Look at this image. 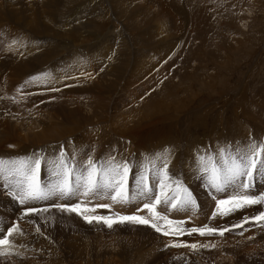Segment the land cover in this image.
I'll return each mask as SVG.
<instances>
[{
	"label": "rangeland",
	"instance_id": "374dc122",
	"mask_svg": "<svg viewBox=\"0 0 264 264\" xmlns=\"http://www.w3.org/2000/svg\"><path fill=\"white\" fill-rule=\"evenodd\" d=\"M249 141H264V0H0V158L54 157L62 147L78 166L88 156L127 160L136 198L87 214L149 218L137 212L150 202L136 195L138 162L170 149L169 173L196 205L157 211L184 229L232 228L223 236L108 228L53 205L110 197L21 205L0 180V239L18 229L0 264H264V221L232 227L264 205L213 219L216 201L236 190L215 192L196 164ZM40 174L43 184L53 179L46 165ZM29 208L42 209L26 215Z\"/></svg>",
	"mask_w": 264,
	"mask_h": 264
},
{
	"label": "snow or ice",
	"instance_id": "6c2138e0",
	"mask_svg": "<svg viewBox=\"0 0 264 264\" xmlns=\"http://www.w3.org/2000/svg\"><path fill=\"white\" fill-rule=\"evenodd\" d=\"M46 75V74H42ZM39 77H31L35 81ZM234 149V150H233ZM171 150L165 149L154 156L145 157L142 163L138 162L139 171L136 175L137 196L149 199L137 212L147 210L149 218L141 215L115 216L89 215L95 213L97 208H110L108 204L89 206L83 202L75 204H54L62 211L76 213L87 223H103L108 228L114 224L130 222L138 225H147L163 235H183L193 233L204 235L218 234L223 236L232 228L216 229L207 225L184 229L183 222L169 219L165 214L157 211L161 204L170 206L171 209H184L195 206L196 200L184 184L172 178L169 173ZM197 170L201 173L215 192H226L233 188L236 191L226 199L216 201L217 207L212 218L219 214L230 215L245 207L264 205V193L252 195L257 176L264 179V141L257 143L249 141L244 145L226 144L219 146L215 153L200 154L196 157ZM47 166L50 176L53 177L48 184H42L40 173L42 166ZM132 165L127 160H117L110 155L106 160L95 161L92 156L80 162L79 166L75 157L71 160L61 147L54 157H46L40 153H33L26 157L13 159L0 158V180L9 187L14 201L23 205L30 201L48 200L51 198L69 199L78 195L84 197L100 196L109 198L115 203L129 204L136 197L129 196V176ZM155 181L150 185L149 177ZM47 209H45L46 211ZM35 208L26 210V215L37 212ZM264 221V211L253 217H244L243 222L233 225V228H242L244 223H259ZM162 222V223H161ZM261 226H264L262 224ZM16 227L9 228L7 235L0 239V248L10 245L9 237L16 232ZM242 234V233H241ZM173 247H189L196 249V244H175ZM206 247V245H204ZM215 247V245H213ZM0 254H5L0 252Z\"/></svg>",
	"mask_w": 264,
	"mask_h": 264
},
{
	"label": "bare ground",
	"instance_id": "6f19581e",
	"mask_svg": "<svg viewBox=\"0 0 264 264\" xmlns=\"http://www.w3.org/2000/svg\"><path fill=\"white\" fill-rule=\"evenodd\" d=\"M250 14V13H249ZM70 21V20H69ZM75 30V29H74ZM78 31V30H77ZM68 37V36H67ZM97 39V38H96ZM96 42V41H95ZM124 44H126V43H124ZM79 45V44H78ZM121 47V46H120ZM129 48V47H128ZM120 49V48H119ZM123 49V48H122ZM121 50V49H120ZM126 50V49H125ZM128 52H129V50H127ZM121 52V51H120ZM118 54H121V53H118ZM120 56V55H119ZM118 56V57H119ZM124 56H125V54H124ZM129 57H130V55H129ZM120 59V58H119ZM100 64V63H99ZM88 66V65H87ZM84 69H85V66H83V68L79 71V72H82V71H84ZM186 73V72H185ZM144 140V139H143ZM94 143V142H93ZM142 146V145H141ZM132 181H130L129 180V185H130V183H131ZM131 187V186H130ZM132 197V196H131ZM74 198V197H73ZM91 197H86V199H90ZM75 199V198H74ZM147 201H148V199H147ZM107 202V201H106ZM99 203V202H98ZM141 203H142V201H140L138 204H137V208L139 207V205H141ZM112 204V202L111 203H109L108 205H111ZM128 207V206H127ZM111 210V209H110ZM114 212V211H113ZM32 216V215H31ZM171 219H173V220H176L174 217H171ZM178 220H182V219H178ZM183 220H186V219H183ZM185 222V221H184ZM7 231V230H6Z\"/></svg>",
	"mask_w": 264,
	"mask_h": 264
}]
</instances>
